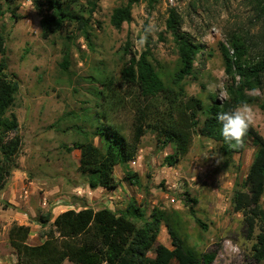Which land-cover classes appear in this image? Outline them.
<instances>
[{"label": "rangeland", "instance_id": "374dc122", "mask_svg": "<svg viewBox=\"0 0 264 264\" xmlns=\"http://www.w3.org/2000/svg\"><path fill=\"white\" fill-rule=\"evenodd\" d=\"M89 1L93 0H80L84 5ZM128 2L101 0L93 18L94 51L88 49L82 38L76 40L68 75L60 65L64 46L70 42L67 37L75 34L74 28L45 40L41 17L32 0H15L12 5L9 0H0V39H4L9 74L20 83L13 111L18 117L23 141L20 169L12 174L7 181L8 187L0 193V264H18L16 251L9 242V231L15 224L31 228L28 244L35 245L43 242L41 235L50 229V226L41 227L39 222L48 211L59 215L75 208L76 204H85L95 210L109 208L120 212L132 201L148 214L159 208L172 215L181 237L191 247L201 254L216 253L213 264H255L252 249L259 231L253 239H248L243 215L236 213L232 205L233 196L242 189L254 159L256 149L251 141L242 155L227 158L221 156L216 142L196 137L190 153L175 167H168L165 158L178 156L175 144L165 145L155 131L147 129L136 160L115 168V191L101 190L96 195H89L84 189L86 178L80 171V152L69 154L63 149V145L72 146L82 141L76 134L66 132L71 121H66L65 117L73 113L96 117L99 112L100 117H107L101 124L121 126L125 134L132 137L131 107L123 105L112 109L115 103L110 102L102 111L90 93L92 78H101L102 73L115 80L120 78L126 43L131 41L134 51L142 53L145 45L139 46L136 42L144 34L143 27L155 21L158 31L151 35L152 60L161 77L170 81L179 66L177 47L167 32L172 9L180 16L182 31L203 47L193 77L186 79L184 86L189 97L205 105L213 99L222 102L208 93L209 83L222 82L226 92L232 83L225 73L221 46L230 48L231 37L236 33H244L257 46H263L264 26L256 20L249 0H156L151 8L148 0H142L133 8L132 23L124 24L118 31L111 17L115 9ZM116 92V99L131 102V89L119 88ZM253 95L264 100L261 92ZM251 107L255 113L252 126L264 137V111L257 105ZM97 124L94 120L93 125ZM90 125L87 127L93 133ZM93 142L103 147L101 138L94 137ZM220 157L223 159L217 163ZM132 175L138 177L139 184L131 181ZM78 189L82 190L80 194ZM261 204L264 208V197ZM192 210L207 225V230L197 225ZM158 241L173 249L167 227L162 226ZM233 245L238 251H231ZM153 257L151 253L149 258ZM64 264L72 263L66 261Z\"/></svg>", "mask_w": 264, "mask_h": 264}, {"label": "trees", "instance_id": "16d2710c", "mask_svg": "<svg viewBox=\"0 0 264 264\" xmlns=\"http://www.w3.org/2000/svg\"><path fill=\"white\" fill-rule=\"evenodd\" d=\"M142 0H129L127 5L114 10L111 23L121 31L124 24L132 23L133 8ZM10 5L15 0H9ZM101 0L82 4L80 0H32L41 17L42 37H50L74 28V35L62 51L61 69L70 74L72 49L76 40L82 38L90 51H94L96 31L93 18ZM156 0H148L151 8ZM255 10V18L264 26V0H249ZM16 17V13L12 11ZM167 32L173 37L179 56V66L170 81L164 80L154 64L151 35L142 53L134 51L128 41L123 49V66L120 78L114 79L102 73L101 78H92L90 93L96 99V106L105 111L107 104L114 102L112 109L130 106L133 113L132 137L125 134L123 127L113 123L101 124L106 115L96 117L89 114H68L71 121L66 132L74 133L82 141L72 146L63 145L69 154L80 152V171L86 178L83 183L92 190L111 191L115 184V168L136 160L140 145L147 129L156 132L157 138L167 145L173 142L178 156L168 155L165 165L175 167L191 151L196 137L213 140L219 145L221 156L233 158L242 155L248 142L256 149L253 162L243 182L242 189L232 199L233 209L244 219V231L248 239L256 242L252 249V261L264 263V137L253 126L245 137L243 148L232 149L223 140L221 125L216 116L221 111H230L237 104L247 102L264 111V100L253 95L264 94V35L263 46H257L244 33L231 37L230 48L221 46L225 73L232 83L228 86V98L223 102L212 100L209 105L197 98L189 97L184 81L193 77L202 46L195 43L180 27V16L172 9L167 20ZM68 33V32H67ZM69 34V33H68ZM0 193L8 187V179L20 169L19 158L22 150L20 124L15 107L20 83L9 74V64L4 39H0ZM131 89L132 100H118V89ZM128 98V97H127ZM98 101V103H97ZM117 102V103H116ZM128 104V105H127ZM73 120V121H72ZM94 120L98 122L93 125ZM153 120V121H152ZM92 125H90V123ZM61 122L57 123L59 127ZM94 131H89V126ZM94 137L103 140V147L96 146ZM165 148V146H164ZM131 181L139 184L136 175ZM77 203V201L75 202ZM7 206L8 203H6ZM197 225L207 230V225L196 217ZM173 216L159 208L148 214L135 201L125 211L115 212L109 208H94L77 205L55 216L48 211L40 222L41 227L50 229L41 235L43 242L29 245L32 230L29 226L15 224L9 231V242L16 251L18 264H213L216 253L201 254L181 237L179 225ZM162 226L169 230L173 249L159 243ZM153 258H149L150 254Z\"/></svg>", "mask_w": 264, "mask_h": 264}, {"label": "clouds", "instance_id": "9594fccd", "mask_svg": "<svg viewBox=\"0 0 264 264\" xmlns=\"http://www.w3.org/2000/svg\"><path fill=\"white\" fill-rule=\"evenodd\" d=\"M158 31V25L155 21H149L143 27V35L137 40L139 46L147 43L148 37ZM207 91L213 97L218 98L222 102L227 98V92L222 82H212L207 86ZM217 122L221 125V135L224 142L232 149L243 148L245 137L250 127L255 123V113L251 105L247 102L237 104L230 111H221L216 116ZM223 157L217 160V163ZM231 245V242H228ZM231 251L236 252L238 249L233 245Z\"/></svg>", "mask_w": 264, "mask_h": 264}, {"label": "crops", "instance_id": "0c3cea01", "mask_svg": "<svg viewBox=\"0 0 264 264\" xmlns=\"http://www.w3.org/2000/svg\"><path fill=\"white\" fill-rule=\"evenodd\" d=\"M84 189H85V190H88V192H89L88 194H89V195H92V194H95V195H96V194H99V193L101 192V190H105L106 192H114V191H115L114 189H112L111 191H108V190H106V189L92 190V189H90L88 186H85ZM84 189H83V190H84ZM78 190H79V189H78ZM78 190H77V191H78ZM78 192H79V194H80V193L82 192V190L80 189ZM65 211H66V210H65ZM63 212H64V211H63ZM63 212H62V213H63ZM60 214H61V213H60ZM55 216H57V215H55ZM41 243H42V242H39L38 244H35V245H39V244H41ZM35 245H33V246H35Z\"/></svg>", "mask_w": 264, "mask_h": 264}]
</instances>
